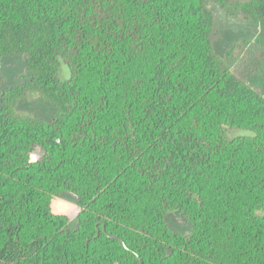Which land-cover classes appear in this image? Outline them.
<instances>
[{
	"label": "trees",
	"instance_id": "obj_1",
	"mask_svg": "<svg viewBox=\"0 0 264 264\" xmlns=\"http://www.w3.org/2000/svg\"><path fill=\"white\" fill-rule=\"evenodd\" d=\"M214 8L264 22V0H0V61L25 60L0 77V264H264V37L218 55Z\"/></svg>",
	"mask_w": 264,
	"mask_h": 264
},
{
	"label": "rangeland",
	"instance_id": "obj_2",
	"mask_svg": "<svg viewBox=\"0 0 264 264\" xmlns=\"http://www.w3.org/2000/svg\"><path fill=\"white\" fill-rule=\"evenodd\" d=\"M214 12L219 25L214 41V49L218 55L224 56L226 49L235 41L241 40L248 42L254 41L257 37H264V22H238L228 17L219 8H214ZM24 72L25 60L22 56H11L0 61V77L4 79L3 88H9L21 83L20 77ZM60 76L62 79L69 77V71L65 65L62 66ZM249 82L261 88L264 93V65L260 73L256 77H252ZM16 112L23 116L49 120L54 109L52 105L43 102L36 93H28L16 107ZM226 133L229 138L250 134L243 130L229 128L226 129ZM32 159L36 160V156L34 155ZM79 211L80 209L72 195L66 194L61 197H56L52 202V212L54 214L67 215L72 225L76 224ZM166 221L173 231L182 234H189L191 231V226L176 212H169Z\"/></svg>",
	"mask_w": 264,
	"mask_h": 264
}]
</instances>
